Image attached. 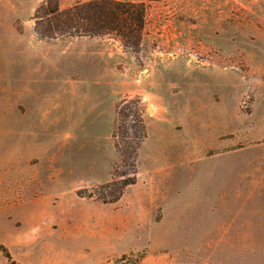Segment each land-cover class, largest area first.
Segmentation results:
<instances>
[{
  "label": "rangeland",
  "instance_id": "1",
  "mask_svg": "<svg viewBox=\"0 0 264 264\" xmlns=\"http://www.w3.org/2000/svg\"><path fill=\"white\" fill-rule=\"evenodd\" d=\"M89 1L0 0V249L17 264H264V0H119L145 7L136 48L63 33L62 12ZM136 99L137 183L103 203L132 176L115 143H134Z\"/></svg>",
  "mask_w": 264,
  "mask_h": 264
},
{
  "label": "trees",
  "instance_id": "2",
  "mask_svg": "<svg viewBox=\"0 0 264 264\" xmlns=\"http://www.w3.org/2000/svg\"><path fill=\"white\" fill-rule=\"evenodd\" d=\"M58 8L53 11L57 12ZM145 7L142 4L123 2L119 0H94L77 6L62 12L61 21L63 22L60 28L63 33H66L68 29H73L75 35L86 36L95 39H110L120 40L125 47L136 48L142 41V35L145 27ZM42 36H47L45 32H41ZM139 105L132 112L133 119L136 120V130L134 133V143L124 147L121 140H117L115 147L120 159L131 160V174L129 177L128 173L123 174V179L110 183L108 187H114L115 190L108 194V198L105 196L97 197L103 203H115L121 199L126 188L135 185L138 178V155L139 150L143 142L147 139V126L143 119L145 107L141 100H125L124 104ZM120 119L127 117L126 112L120 109ZM121 124L118 127L119 136L121 131ZM123 136H127L125 130H123ZM83 198H94L95 195L92 193L83 195L78 193ZM0 251L4 256L12 262V257L9 251L1 247Z\"/></svg>",
  "mask_w": 264,
  "mask_h": 264
},
{
  "label": "crops",
  "instance_id": "3",
  "mask_svg": "<svg viewBox=\"0 0 264 264\" xmlns=\"http://www.w3.org/2000/svg\"><path fill=\"white\" fill-rule=\"evenodd\" d=\"M146 125H147V128H148V130L150 129V126H149V124H147L146 123ZM164 140V143L167 145V143H169V141L165 138V136L162 134V136H161V140ZM171 142V141H170Z\"/></svg>",
  "mask_w": 264,
  "mask_h": 264
}]
</instances>
